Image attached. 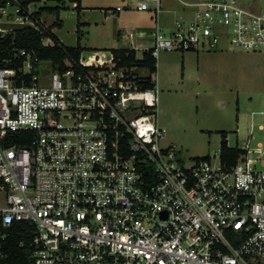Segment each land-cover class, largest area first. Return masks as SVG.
Here are the masks:
<instances>
[{"label": "built area", "instance_id": "1", "mask_svg": "<svg viewBox=\"0 0 264 264\" xmlns=\"http://www.w3.org/2000/svg\"><path fill=\"white\" fill-rule=\"evenodd\" d=\"M39 1L0 6V41L42 29L30 17ZM182 5L169 36L157 23L162 0L135 6L156 18L140 32L154 41L144 51L157 68L161 51L264 52V11L241 0ZM15 55L21 67L0 66V264H264V141L252 146L251 132L233 165L220 154L188 164L162 146L158 81L145 67L99 52L56 71L26 50ZM23 222L33 235L16 246Z\"/></svg>", "mask_w": 264, "mask_h": 264}, {"label": "rangeland", "instance_id": "2", "mask_svg": "<svg viewBox=\"0 0 264 264\" xmlns=\"http://www.w3.org/2000/svg\"><path fill=\"white\" fill-rule=\"evenodd\" d=\"M60 1L41 0L35 10ZM62 1L67 6L59 15L62 27L55 26L53 32L67 47L80 45L85 50L81 56L85 62L99 51L109 57L112 49L136 46L141 58L145 48L154 46L151 39L139 40L140 30L149 32L144 23L150 21L147 12L134 13L137 0H83L87 9L81 14L69 0ZM182 1L194 0H162V34L169 36L176 22L182 20L186 12ZM241 2L254 11H264V0ZM117 3L129 10L123 11L121 19L112 13L106 18L105 10ZM56 18L45 13L41 22L51 27ZM79 23L81 34L77 32ZM153 80L158 81L160 91L159 124L167 131L162 146H176L188 164L196 158H217L223 132L230 147L241 146L251 132L252 146L264 141V131L259 130L264 126V52L248 53L228 46L199 53L161 51Z\"/></svg>", "mask_w": 264, "mask_h": 264}, {"label": "trees", "instance_id": "3", "mask_svg": "<svg viewBox=\"0 0 264 264\" xmlns=\"http://www.w3.org/2000/svg\"><path fill=\"white\" fill-rule=\"evenodd\" d=\"M9 0H0V6L6 4ZM20 3L27 9L28 6L34 2V0H19ZM57 2L56 6H42L39 10H35L30 16L31 19L36 21L42 29H35L31 27L17 29L9 33L5 38L0 41V66L9 68H19L23 64V57H16V50H26L27 52L33 53L40 61H48L52 63L54 70L63 71L67 68V61H79L85 50L80 46L67 47L53 32L55 26L62 27L60 23L59 15L63 8H66L64 1ZM70 3L76 4L75 9L82 8V0H69ZM45 13L55 14L56 22L51 27L45 28L41 20ZM80 24H78V34H81ZM50 38L53 42L52 45L45 46L44 40ZM114 55L115 60L119 66L124 67H134L146 68L150 75L157 72V60L153 56L151 50L143 52V58L139 60L137 58V51L131 48L126 49H112L111 51ZM6 59H13L11 64L4 63ZM148 88H153L155 83L148 79L145 84ZM221 141L220 156L221 160L226 165H233L237 162L241 151L237 148L230 147L227 142V133L223 132ZM209 157H202L201 159H208ZM1 184V181H0ZM33 226L27 222L17 224L13 227V234L15 236L14 245H18L20 241L27 239V235H33ZM17 251L19 249L16 248ZM16 258H11L9 260L10 264L16 263ZM28 264H31V261ZM26 261V264H27Z\"/></svg>", "mask_w": 264, "mask_h": 264}, {"label": "crops", "instance_id": "4", "mask_svg": "<svg viewBox=\"0 0 264 264\" xmlns=\"http://www.w3.org/2000/svg\"><path fill=\"white\" fill-rule=\"evenodd\" d=\"M138 2L140 1V0H137ZM82 2H83V0H82ZM72 4V3H71ZM57 4H55V5H51V6H56ZM75 6H74V8L76 7V4H74ZM130 5H132V4H130ZM119 6H121V7H123L122 5H120V3H117L114 7H110L109 9H106L105 10V12H104V14H105V17L106 18H108V16H109V14L110 13H112L114 16H117V17H119V19H121V14L123 13V11H121V12H118L117 11V7H119ZM65 7L67 8V6L65 5ZM85 9H87L86 7H84L83 6V3H82V8L81 9H77V10H80V14H81V12H84L85 11ZM130 9H132V7L130 6ZM124 10H129V9H126V8H124ZM133 10H135V7H133ZM134 13H138V12H134ZM148 13V15H147V17H148V21H150V22H148V23H144V25H147V29H151V28H153V27H155L156 26V24H155V22H156V18L154 17V15L151 13V12H147ZM149 23H152L153 24V26L152 27H149ZM157 23H159V25H160V17H159V21H157ZM79 24H81V23H79ZM118 31H120V30H117V32L116 33H118ZM141 31V30H140ZM147 32V31H146ZM148 34V33H147ZM147 38H145L144 40H146ZM149 39V38H148ZM151 39V38H150ZM139 40H142V38L141 39H139ZM151 40H153V39H151ZM137 45V44H136ZM100 52V51H99ZM99 52H96V53H99ZM102 52V51H101ZM100 52V53H101ZM95 54V53H94ZM107 55V54H106Z\"/></svg>", "mask_w": 264, "mask_h": 264}]
</instances>
